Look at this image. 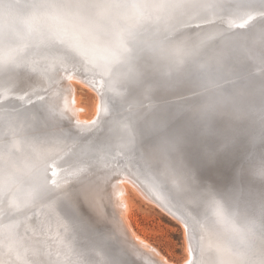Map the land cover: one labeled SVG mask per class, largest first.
I'll list each match as a JSON object with an SVG mask.
<instances>
[{"label": "water", "instance_id": "water-1", "mask_svg": "<svg viewBox=\"0 0 264 264\" xmlns=\"http://www.w3.org/2000/svg\"><path fill=\"white\" fill-rule=\"evenodd\" d=\"M84 2L99 7H77ZM145 2L0 0V264H152L134 258L113 225L65 199L61 190L72 193L80 188L77 182L57 183L51 175L63 170L64 162L79 163L97 153L93 146L101 147L100 142L114 153L115 147L123 148L133 159L145 154L148 159L134 165L197 234L210 237L222 222L228 251L259 258L264 206L257 203L264 204L258 195L264 187L249 167L264 166V42L258 37L250 47L248 40L264 27V0H151L165 5L166 14L142 22V9L131 5ZM92 50L107 58L91 55ZM73 58L97 62L88 63L97 71L85 72L99 79L105 108L112 113L103 139L92 130L51 129L62 123L49 105L51 84L33 86L43 84L30 76L37 67L54 76L67 68H53L56 60ZM133 86L135 102L156 104L155 111L150 107L145 116H131L126 101ZM70 136H75L77 157L69 155L72 149L66 152ZM56 187L53 205L47 196ZM41 200L45 205L39 212L48 207L52 221L70 224V231L59 226L63 235L54 237L56 248L46 242L44 225L50 218L38 219ZM199 245L197 257H207L208 250ZM222 257L224 264H252L231 253Z\"/></svg>", "mask_w": 264, "mask_h": 264}, {"label": "bare ground", "instance_id": "bare-ground-1", "mask_svg": "<svg viewBox=\"0 0 264 264\" xmlns=\"http://www.w3.org/2000/svg\"><path fill=\"white\" fill-rule=\"evenodd\" d=\"M181 25L182 24H180L179 27ZM160 32H162V29H160ZM162 33L167 35L169 32H162ZM166 35H164V37L162 36V40L165 39ZM258 37H261L262 42H264V27H262L261 30L257 32L254 39L251 38L250 40H248L250 47L254 45V41ZM170 40L171 39H168L169 43L171 42ZM87 60L88 59H82L80 61L78 58H73L72 61H67L63 63L64 66L67 68H63L57 75L54 76L48 74L44 75L42 71L39 69V67H37L36 70H34V74L33 72H31L30 76L34 77L35 75H37L39 79H43L42 82H44L43 85L45 86L47 83L53 85L54 91L48 90L49 92L48 99H50L49 105L51 107L52 113L54 115L57 114L56 117L58 118V121L62 122L63 124L61 123V125H56L51 129L61 133L67 129L66 126L77 128L79 133L80 132L91 133L89 131L92 130L93 133H98V136L102 137L103 139L107 137V134L105 135L104 132L107 131L109 129V125H111L109 122L106 123L105 125V121L111 118L110 115H112V113H109L107 108H105L106 99L104 100V94L102 91V87H100L99 79L97 78L96 80V77L85 72L86 69L89 70V72L95 70L97 71V69L95 68H88L89 62H91L93 65L95 64L97 65V62L87 61ZM57 61L60 60H56L54 62L55 64H53V68L56 67ZM47 66L51 67L52 63L48 62ZM19 68L21 69L22 67ZM61 77L64 80H60ZM99 77L100 79H102L103 75H99ZM38 84L34 83L33 86L37 87ZM77 84H80L82 87H85L95 93L96 95L95 103L91 111L89 110V107L83 103L82 96L78 92ZM132 91H133L132 99L126 101V104L130 106L129 110L132 112L131 116L133 115V113L135 115L140 112H142L143 116H145L147 110L150 107L155 111V109L157 108L156 104L150 103L148 105L142 106V104L135 102L134 98L136 99L138 95L135 86L132 87ZM42 93L44 92L41 91L39 94ZM119 117H120L119 114L115 115V119L119 120ZM124 124L125 123L122 122V125ZM114 134L116 137H119V135H117L116 133ZM136 135L137 134H134V136ZM160 136L163 137V135ZM73 138H75V136H70V140L72 142L68 144L69 147H67V150L65 148L63 151L66 150L67 152L68 150L72 149L69 155L73 157H77L78 150L75 149V145H74L75 139ZM121 143L124 145L127 142L123 141ZM100 145L102 146L101 147H97L95 145L93 146V148L95 147L98 148L96 149L97 153L88 154L83 156L82 158H79V163H76L75 161H73L72 164L70 162L68 163L64 162L62 163V166L65 168H62L63 170L60 169L57 171L54 170L51 173V175L53 179L57 180L56 181L57 183L61 181H65V182H69V185H71L72 182L70 181L73 180L74 182H77L80 188L75 189V191H72V193L71 192L68 193L69 188L66 189L65 192L64 189L61 190L66 196L65 199H68L69 201L72 200L74 204L76 203L77 205L78 202L79 203L82 202L80 203L81 205H84L88 209L92 207L95 212L104 215L105 220L110 221V223L107 222L108 223L107 225H111V224L113 225L115 231L118 232L122 244L129 249V251L131 252L134 258L136 259L140 258L143 262L152 263V264H195L197 260L198 263L196 264H205V262L207 264H224L225 261L223 262V260H225V258L222 257V255L227 254L229 256V254L231 253L234 257H236L237 260L240 258L241 261L244 259L245 261L252 262V264H264V240L263 241L258 240L257 242V245L259 246V249H257L259 258L256 259L253 256L252 252L250 256L244 250L235 251V252L233 251V253L230 252L232 251V248L228 246L226 241L223 239L225 236V228L223 227L224 224L222 222L217 221L216 228L214 229L215 230L214 235L210 231V237L209 234H205L202 231H200L197 234L196 230H194L193 226L189 223L187 218L181 215V213L176 212V209H174L172 206L165 203L164 201H166V199L165 198L163 199V197L159 195L158 191L151 187L148 181L149 179H147V177L140 172L139 170L140 167L134 165V163L135 164H137L138 162L141 163L142 160L148 159L147 156L144 158L145 154L141 155L142 158L133 159L131 158V156H128L127 153L124 154L123 148L121 147L120 149H116L115 147L113 150L114 151L116 150L118 153L117 152L114 153L113 151L108 150L110 148L107 149L108 147L107 143L100 142ZM149 146L150 143L148 140L146 142L145 148L143 149L146 153L150 151V149L147 150ZM160 146L164 150L165 148H167L163 145ZM52 147H54L55 149L58 148V146L56 145H53ZM135 153H140V151L138 150ZM228 156L229 155L227 153L223 157H228ZM240 159L243 160L244 157H241ZM51 160H54V158H52ZM125 160L127 161V163H129L130 167L124 165ZM121 162L123 164H121ZM149 162L145 161L144 163L148 164ZM53 167H56L58 169L57 166H53ZM106 167L107 169L110 170L107 171V173H102L103 171L100 169H104ZM261 169H264V166L263 167L260 166L258 168L253 166L249 167L250 172L252 171L254 172V174L260 177L261 180L258 181L257 184L261 185V187L263 188L264 175L260 174ZM54 173L55 175H53ZM240 173L244 175V170L242 166L240 167ZM112 175L113 177H111ZM38 176L40 177V179H43L44 173L41 172L39 173ZM232 180H234V177H232ZM42 184H44V180ZM107 186H109L108 192L105 190ZM249 188L252 187H248V189ZM131 189L135 190L143 198L149 200L153 204L160 207L163 211H165L171 217H173L178 222H180V224H182L185 233V241H186L185 247L187 250V257L184 259V261H182L181 263H177L169 259L156 246L151 244L145 237H143L136 231V229L132 224V214H130V209L132 208V203L130 201V196H129ZM42 194L43 193L41 192L40 195L38 196L40 197ZM57 194H58V187L52 188V192L50 191L47 196L49 199L48 201L51 202L53 205L56 204ZM102 194L105 196L103 197ZM258 195L263 197L264 193L262 191H259ZM76 197L78 202L75 200ZM39 204L40 205L36 206L38 212L40 208H42L41 205H45V202L41 200ZM257 204L261 207L264 206L262 202H258ZM68 205L69 203L67 202V207ZM77 205L75 206L77 207ZM29 212L27 213L28 216H30L31 214ZM39 214L40 217H38V219L40 220L42 219L44 221H47L48 218H50V220L47 221L46 225H44L46 226V228L49 229L45 232L46 236L48 237L46 242L49 243L48 244L49 246L56 248L55 240L57 238L54 237L56 236L61 237L63 235V233L61 232L62 229H59V226L63 225V228H66L68 231H70L71 229L70 224L66 221H63L61 225H59L57 224L55 219H53L52 221V213L49 211L48 207L41 209ZM86 215L90 216L89 214ZM54 222L56 223L53 224ZM40 225H43V223L40 222ZM231 231H233V228H231ZM200 235L201 237L199 238ZM204 239L205 241L203 243ZM199 244H201L202 247L208 250L206 252V254L208 255L207 257L202 256L200 257V259L199 257H197V252L200 247Z\"/></svg>", "mask_w": 264, "mask_h": 264}, {"label": "rangeland", "instance_id": "rangeland-1", "mask_svg": "<svg viewBox=\"0 0 264 264\" xmlns=\"http://www.w3.org/2000/svg\"><path fill=\"white\" fill-rule=\"evenodd\" d=\"M60 61V63L57 61V64L64 65L63 63L67 62L66 59H60ZM56 67L58 66L56 65ZM60 80L64 79L61 77ZM37 86L41 87L43 84H38ZM51 86L48 87L49 89H47V91H54L53 85ZM77 87L78 92L82 96L83 103L87 105L91 111L95 103V93L82 87L80 84H77ZM40 92L41 91L37 92V94ZM108 187L109 186H107V188L104 187L107 192L109 191ZM104 196L105 195H103V197ZM129 196L132 203L130 214H132V224L136 231L145 237L151 244L156 246L169 259L177 263L184 261L187 257V250L185 247V233L182 224L160 207L140 196L135 190L131 189ZM75 200L77 201V197ZM80 203L78 202L79 205H81ZM81 206L85 207L84 205ZM85 208L88 209L87 207ZM88 210L92 212L93 216H97L96 219H98L100 223H110V221L105 220L104 215L95 212L92 207Z\"/></svg>", "mask_w": 264, "mask_h": 264}, {"label": "clouds", "instance_id": "clouds-1", "mask_svg": "<svg viewBox=\"0 0 264 264\" xmlns=\"http://www.w3.org/2000/svg\"><path fill=\"white\" fill-rule=\"evenodd\" d=\"M132 8H140L143 11L142 22L147 21H158L166 14V6L162 4H157L151 2V0H146L145 3L142 4H133ZM73 42H69V46H72ZM238 264V262H237Z\"/></svg>", "mask_w": 264, "mask_h": 264}, {"label": "snow or ice", "instance_id": "snow-or-ice-1", "mask_svg": "<svg viewBox=\"0 0 264 264\" xmlns=\"http://www.w3.org/2000/svg\"><path fill=\"white\" fill-rule=\"evenodd\" d=\"M77 7H83V8H95V7H99V5H95V4H91V3H88V2H84V3H82V4L77 5ZM241 27H243V25H241ZM76 44H77V42L74 41V45H76ZM90 54L93 55V56L104 55L105 58H107V57H106V54H103V53H97L95 50H92V51L90 52ZM260 174H261V175H264V169H261ZM53 175H55V173H54ZM261 235H262V237H264V225H261Z\"/></svg>", "mask_w": 264, "mask_h": 264}]
</instances>
